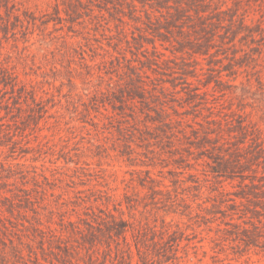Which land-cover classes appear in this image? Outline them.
Wrapping results in <instances>:
<instances>
[{
  "label": "rangeland",
  "instance_id": "374dc122",
  "mask_svg": "<svg viewBox=\"0 0 264 264\" xmlns=\"http://www.w3.org/2000/svg\"><path fill=\"white\" fill-rule=\"evenodd\" d=\"M0 264H264V0H0Z\"/></svg>",
  "mask_w": 264,
  "mask_h": 264
},
{
  "label": "trees",
  "instance_id": "16d2710c",
  "mask_svg": "<svg viewBox=\"0 0 264 264\" xmlns=\"http://www.w3.org/2000/svg\"><path fill=\"white\" fill-rule=\"evenodd\" d=\"M123 226H125V225H123ZM125 230V228H123L122 230H121V232H123Z\"/></svg>",
  "mask_w": 264,
  "mask_h": 264
}]
</instances>
